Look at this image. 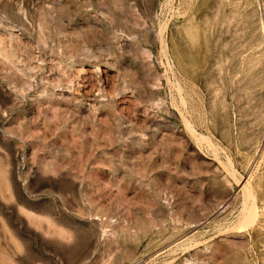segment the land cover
Masks as SVG:
<instances>
[{
  "label": "rangeland",
  "instance_id": "374dc122",
  "mask_svg": "<svg viewBox=\"0 0 264 264\" xmlns=\"http://www.w3.org/2000/svg\"><path fill=\"white\" fill-rule=\"evenodd\" d=\"M0 264H264V0H0Z\"/></svg>",
  "mask_w": 264,
  "mask_h": 264
}]
</instances>
